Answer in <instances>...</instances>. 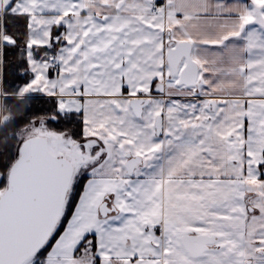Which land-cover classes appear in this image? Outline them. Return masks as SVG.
Masks as SVG:
<instances>
[{
  "label": "snow or ice",
  "instance_id": "6c2138e0",
  "mask_svg": "<svg viewBox=\"0 0 264 264\" xmlns=\"http://www.w3.org/2000/svg\"><path fill=\"white\" fill-rule=\"evenodd\" d=\"M0 264H264V0H0Z\"/></svg>",
  "mask_w": 264,
  "mask_h": 264
}]
</instances>
